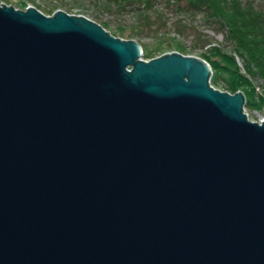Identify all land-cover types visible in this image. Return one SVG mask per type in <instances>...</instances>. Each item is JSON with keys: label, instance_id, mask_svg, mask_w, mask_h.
<instances>
[{"label": "water", "instance_id": "obj_1", "mask_svg": "<svg viewBox=\"0 0 264 264\" xmlns=\"http://www.w3.org/2000/svg\"><path fill=\"white\" fill-rule=\"evenodd\" d=\"M142 54L0 5V264H264V120L206 59Z\"/></svg>", "mask_w": 264, "mask_h": 264}, {"label": "rangeland", "instance_id": "obj_2", "mask_svg": "<svg viewBox=\"0 0 264 264\" xmlns=\"http://www.w3.org/2000/svg\"><path fill=\"white\" fill-rule=\"evenodd\" d=\"M3 1L6 4L23 9L34 6L50 15L57 10L75 15H86L121 39L138 41L142 46L143 54L141 58L144 60H150L174 51H179L184 55H196L204 58L202 53H207L210 45H217L223 50L235 52V44L228 37L229 29L223 23V20L211 16L204 7L192 8L188 0H150L145 6L141 0ZM243 1L247 2L248 0ZM252 1L258 8L264 6V0ZM167 37H175L173 47H167L164 43L160 44L158 42L160 39ZM143 46L156 49L153 57L144 55ZM237 59L243 73L247 74L243 59L240 56ZM129 68L131 69V67ZM229 78L230 76L226 72H219L218 80L213 79L212 84L217 89L229 91L227 81ZM254 78L260 83V88L255 87L254 82H252V87L244 86L243 91L246 94V100L248 98L260 102L261 95H264V78L258 74ZM246 107L251 120L259 122L264 120V103L256 104L254 107L246 104Z\"/></svg>", "mask_w": 264, "mask_h": 264}, {"label": "trees", "instance_id": "obj_3", "mask_svg": "<svg viewBox=\"0 0 264 264\" xmlns=\"http://www.w3.org/2000/svg\"><path fill=\"white\" fill-rule=\"evenodd\" d=\"M147 5L150 0H141ZM192 8L204 7L213 17L220 18L228 27V37L235 44V52L223 50L217 45H210L207 53H202L213 67L212 80H218V73L226 72L230 76L229 91L243 90L244 86L252 87V81L243 73L237 57L240 56L246 71L252 75H261L264 78V6L256 7L254 1L248 0H188ZM52 11V10H51ZM53 12V11H52ZM134 27H136L134 25ZM123 32V30H121ZM175 37L160 39V44L167 47L174 46ZM144 47V55L153 57L156 49ZM256 91V89L254 88ZM248 100V101H247ZM246 104L254 107L264 103V95L260 102L247 98ZM259 100V99H258ZM262 102V103H261Z\"/></svg>", "mask_w": 264, "mask_h": 264}, {"label": "built area", "instance_id": "obj_4", "mask_svg": "<svg viewBox=\"0 0 264 264\" xmlns=\"http://www.w3.org/2000/svg\"><path fill=\"white\" fill-rule=\"evenodd\" d=\"M3 3H5L6 4V2H4L3 0H0V5H3ZM54 14V13H53ZM70 14H72V13H70ZM48 15H50V14H48ZM76 15H81V14H76ZM85 16V15H84ZM87 17V16H86ZM89 18V17H88ZM146 60H148V59H146ZM128 69H130V68H128ZM248 74V73H247ZM248 76L251 78V80H252V82H254V86L255 87H257L258 89L260 88V83L254 78V76H252V75H250V74H248ZM244 111L247 113V115L249 116V111L247 110V107H246V103H245V105H244ZM264 119V118H263ZM263 119H261V120H263ZM260 120V121H261Z\"/></svg>", "mask_w": 264, "mask_h": 264}, {"label": "bare ground", "instance_id": "obj_5", "mask_svg": "<svg viewBox=\"0 0 264 264\" xmlns=\"http://www.w3.org/2000/svg\"><path fill=\"white\" fill-rule=\"evenodd\" d=\"M47 14V13H46ZM51 15H52V13H51ZM86 16V15H85ZM103 26V25H102ZM104 27V26H103ZM105 28V27H104ZM106 29V28H105ZM106 31H108L109 33H111V34H113L111 31H109L108 29H106ZM115 35V34H114ZM116 36V35H115ZM116 37H118V36H116ZM123 40H126V39H124L123 38ZM144 49V48H143ZM142 53H143V50H142ZM238 60V59H237ZM212 69H213V67H212ZM213 72V71H212ZM212 76H213V73H212ZM212 76H211V78H210V84H211V86H213L214 87V84H212ZM215 88V87H214ZM248 101V100H247ZM263 102H264V100H263ZM243 111H244V108H243ZM249 117V116H248ZM249 119H250V117H249Z\"/></svg>", "mask_w": 264, "mask_h": 264}]
</instances>
